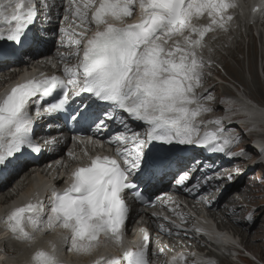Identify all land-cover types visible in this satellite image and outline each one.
Wrapping results in <instances>:
<instances>
[{
    "label": "snow or ice",
    "instance_id": "1",
    "mask_svg": "<svg viewBox=\"0 0 264 264\" xmlns=\"http://www.w3.org/2000/svg\"><path fill=\"white\" fill-rule=\"evenodd\" d=\"M133 5L140 9V19L129 23L125 18L133 15ZM236 6L234 0H85L82 6L69 0L63 18L69 19L71 12L81 21L78 27L87 22L95 30L89 36V29L84 28L68 41L75 46L73 55L78 64L65 67L66 79L55 74L31 78L0 98V175L26 155L44 150L34 137L30 109L40 97H49L56 89L61 90L58 99L37 106L36 118L67 112L74 125L86 126L95 133L110 123H119L125 131L111 137L110 142L123 147H117L115 157L97 155L76 167L69 186L53 190L46 216L44 203L38 199L12 208L0 223L16 240L31 245L37 233L44 235L62 228L70 233L62 237V242L70 244L68 250L78 255L92 256L104 241L123 249L121 254L101 257L93 264H151L147 229H141L142 241L134 250L123 247L130 212L125 197L132 194L134 200L151 205L150 198L140 199L144 195L142 186L147 188L169 175L190 193H200L210 180L225 179L218 173L197 177L195 172L202 169L203 162L195 169L189 165L173 174L177 159L171 153L176 145H192L215 154L234 155L226 152L232 141L221 139L222 129L201 136L195 121L202 113L212 111L201 101L214 99L211 93L205 97L196 91L203 84L204 68L211 66L202 55L205 36L216 30L227 31L233 16L226 13ZM205 14L209 23H192ZM37 15V0H0V21L9 25L14 22L7 34L0 31V40L23 46ZM177 36L181 39H174ZM16 54L15 50L0 49V60ZM129 120L139 122L144 131L129 132ZM211 123L221 125L222 121ZM261 152L264 154V148ZM181 227L175 221L160 225L161 231L169 234L173 229L179 232ZM189 231L202 230L194 227L185 229L184 234ZM49 245L47 249L36 247L28 264H66L57 245L51 241ZM182 260L183 253L169 264Z\"/></svg>",
    "mask_w": 264,
    "mask_h": 264
},
{
    "label": "bare ground",
    "instance_id": "2",
    "mask_svg": "<svg viewBox=\"0 0 264 264\" xmlns=\"http://www.w3.org/2000/svg\"><path fill=\"white\" fill-rule=\"evenodd\" d=\"M228 12H230L231 14H235L236 12V7L233 8V9H229ZM217 42V41H216ZM218 52H216L215 55H217V58H221V57H218ZM221 56V55H220ZM215 57V56H214ZM230 57L233 59V60H236L237 63H238V60L236 58V56L234 54H231ZM214 59V58H213ZM217 59V60H218ZM61 68V65L59 66V69ZM231 76L236 80L237 83H241V80L240 79H237L235 78V75L232 73ZM1 83V81H0ZM255 84H253V86L255 87V90L252 91L250 94L253 95V97H256L257 99H262L263 103H264V97L263 96H259L257 94L260 86H259V83L257 81L254 82ZM203 85H211L212 86V91L215 90L216 88V85L213 84L212 82H210L207 78H204L203 80ZM244 85V84H243ZM202 87V86H201ZM264 89V87H263ZM240 93V92H239ZM242 96L244 97V94H242ZM255 123L258 124L259 121H257V119L255 120ZM264 123V121H263ZM21 176V179H19V177ZM19 177H17L16 179H14L15 184H14V188H13V191H10L8 193L9 194V199L12 200L14 199L15 201L12 203L13 204V208L16 207V206H20V205H23L24 203H26V197H24V195H21V196H17L18 193H21L22 190H25L26 189V186H27V180H28V174H20ZM12 188V187H10ZM235 187H233L232 189L228 190V191H225L223 193V195L220 197V199L216 202V207H217V211L218 213H220V216L217 217V218H220L222 217L223 215V212L225 211V207L224 205L227 204L230 206V208L227 210V215L226 217L230 220V225L227 226L228 229H230L231 231L235 232V233H238V229L235 231L233 228H238L236 226V224L233 223V218L234 216H237V215H240L241 214V208H237L236 205H237V201L236 200H233L231 198H229V194L232 192V190L234 189ZM12 208H9V210H11ZM214 216V215H213ZM145 221H143L144 223ZM254 222V219L252 221V223ZM251 223V224H252ZM1 224V223H0ZM251 224H248V225H242L243 227L244 226H250ZM221 226L224 228L223 224L221 223ZM248 229V228H247ZM246 230V229H245ZM6 231V229H2L0 231V247L1 245H4L5 242H9L11 243L12 240H16L12 233L11 232H8L7 235H3V233ZM247 232V231H246ZM53 232H49L48 234L46 233V237L49 238L51 235H52ZM253 236L254 238L256 239L257 236H262V234H258L257 235V232L253 233ZM41 240L39 241L38 244H29L28 242H19V245H20V250L17 249V245L16 247H11V246H7V245H11V244H7L4 248V251L5 253L7 254V252L9 251L10 252V255H12V258L11 260H9L6 256H3V255H0V256H3L5 257L4 261L6 263L9 264V261H12V260H15L17 262V264H28L29 262V259H30V256L32 254V252L35 250L36 247H41L43 245H45L44 243H41ZM17 241V240H16ZM2 248V247H1ZM42 248V247H41ZM22 249V250H21ZM65 252H62V254H64ZM67 254V253H65ZM14 258V259H13ZM86 258H81V260H85ZM79 259H74L73 262L74 263H69V264H78L79 262ZM0 264H5L2 260H0Z\"/></svg>",
    "mask_w": 264,
    "mask_h": 264
},
{
    "label": "rangeland",
    "instance_id": "3",
    "mask_svg": "<svg viewBox=\"0 0 264 264\" xmlns=\"http://www.w3.org/2000/svg\"><path fill=\"white\" fill-rule=\"evenodd\" d=\"M217 43V42H216ZM232 53H230V54H228V56L230 57V55H231ZM221 54H218V57H221V58H217V55H215V57H213L214 58V60H219V61H222V60H224V57L221 55ZM234 61H236V60H234ZM236 63H237V61H236ZM237 72V70L236 71H234V73H236ZM237 77H238V75H236ZM253 84H255V83H253ZM253 84H252V86H253ZM204 85L202 84V87H203ZM255 90V87L253 86V89L251 90L250 89V92H249V94L252 92V91H254ZM242 199H243V197H242ZM263 201H264V196H263ZM262 224V221H261V219L258 217V216H255L254 217V222L250 225V226H244L243 227V229L245 230V231H247L246 233H248V235L250 236V237H252V238H254V236H253V233H255V232H257V231H259V230H261V227H260V225ZM248 228V229H247ZM235 231L238 229V228H233ZM238 233H239V231H238ZM255 239V238H254ZM261 250H262V252L264 253V242H263V240H261ZM252 244H253V242H252ZM249 248H251L252 250H255L256 251V249H255V247H253V246H249Z\"/></svg>",
    "mask_w": 264,
    "mask_h": 264
},
{
    "label": "clouds",
    "instance_id": "4",
    "mask_svg": "<svg viewBox=\"0 0 264 264\" xmlns=\"http://www.w3.org/2000/svg\"><path fill=\"white\" fill-rule=\"evenodd\" d=\"M8 232L9 231L6 230L3 233V235H7ZM52 232H53V237L51 239L47 240L46 241V247H42V248H46V249L49 248L50 247L49 241H51L52 243L56 244L57 247H58L59 243L62 241V237L66 235L65 230L62 229V228H56ZM41 237H43V234L42 233H37L34 244H38L40 239H41ZM4 259H5V257L0 256V260H4ZM65 262H66V264H69V262L67 260H65ZM9 264H17V262L15 260H12V261H9Z\"/></svg>",
    "mask_w": 264,
    "mask_h": 264
}]
</instances>
